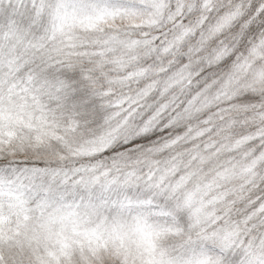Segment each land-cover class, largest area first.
<instances>
[{
	"label": "snow or ice",
	"instance_id": "obj_1",
	"mask_svg": "<svg viewBox=\"0 0 264 264\" xmlns=\"http://www.w3.org/2000/svg\"><path fill=\"white\" fill-rule=\"evenodd\" d=\"M0 264H264V0H0Z\"/></svg>",
	"mask_w": 264,
	"mask_h": 264
}]
</instances>
